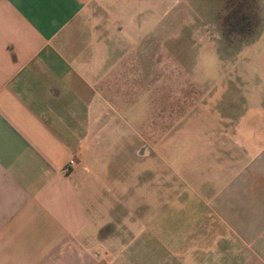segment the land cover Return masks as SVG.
Returning <instances> with one entry per match:
<instances>
[{
  "label": "crops",
  "instance_id": "crops-1",
  "mask_svg": "<svg viewBox=\"0 0 264 264\" xmlns=\"http://www.w3.org/2000/svg\"><path fill=\"white\" fill-rule=\"evenodd\" d=\"M162 3L0 0V264H264V91L188 120V199L154 170L128 189L162 127Z\"/></svg>",
  "mask_w": 264,
  "mask_h": 264
},
{
  "label": "rangeland",
  "instance_id": "rangeland-1",
  "mask_svg": "<svg viewBox=\"0 0 264 264\" xmlns=\"http://www.w3.org/2000/svg\"><path fill=\"white\" fill-rule=\"evenodd\" d=\"M167 6L159 37L146 45L160 59H145L146 86L160 76L162 127L146 129L154 143L143 152L151 158L128 161V189L147 184L154 170L162 187L182 190L188 199V136H199L188 120L202 119L227 88L264 91V0H165L161 8ZM174 117L176 127H168ZM128 198L136 202L135 195Z\"/></svg>",
  "mask_w": 264,
  "mask_h": 264
},
{
  "label": "built area",
  "instance_id": "built-area-1",
  "mask_svg": "<svg viewBox=\"0 0 264 264\" xmlns=\"http://www.w3.org/2000/svg\"><path fill=\"white\" fill-rule=\"evenodd\" d=\"M75 164H76L75 159H71L65 167L66 172L68 173L72 172Z\"/></svg>",
  "mask_w": 264,
  "mask_h": 264
}]
</instances>
